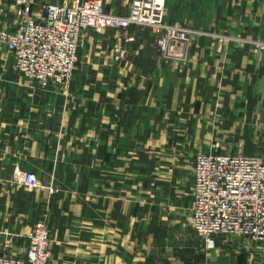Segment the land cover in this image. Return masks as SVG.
Returning <instances> with one entry per match:
<instances>
[{
	"label": "crops",
	"instance_id": "crops-1",
	"mask_svg": "<svg viewBox=\"0 0 264 264\" xmlns=\"http://www.w3.org/2000/svg\"><path fill=\"white\" fill-rule=\"evenodd\" d=\"M132 1L103 0L119 17ZM21 20L1 0L0 32ZM165 21L192 31L185 61L148 28L86 31L64 90L36 89L0 43V254L24 258L44 219L49 264H264V244L208 249L191 225L198 153L264 158V0H167Z\"/></svg>",
	"mask_w": 264,
	"mask_h": 264
},
{
	"label": "built area",
	"instance_id": "built-area-1",
	"mask_svg": "<svg viewBox=\"0 0 264 264\" xmlns=\"http://www.w3.org/2000/svg\"><path fill=\"white\" fill-rule=\"evenodd\" d=\"M166 2L133 0L127 16L119 17L106 11L103 0H75L44 6V17L36 20L35 0H16L22 23L16 31L0 33V41L12 54L17 73L42 87L71 83L86 31L115 29L128 35L132 26L148 28L166 60L185 61L192 31L166 23ZM120 58L121 53L115 61ZM14 181L31 191L43 188L33 173H18ZM193 194L192 229L208 249H215L221 237L264 244V158L198 153ZM51 243V230L42 219L25 257L0 254V264H49Z\"/></svg>",
	"mask_w": 264,
	"mask_h": 264
},
{
	"label": "rangeland",
	"instance_id": "rangeland-1",
	"mask_svg": "<svg viewBox=\"0 0 264 264\" xmlns=\"http://www.w3.org/2000/svg\"><path fill=\"white\" fill-rule=\"evenodd\" d=\"M3 32V31H2ZM2 32H0V33H2ZM13 32V31H12ZM0 43L5 47V45L0 41ZM7 48V47H6ZM158 48V47H157ZM8 50V49H7ZM9 51V50H8ZM75 71H76V69H75ZM75 71H74V73H75ZM34 87H36V89H39V90H42V91H44V90H49V89H54L55 87L54 86H52V85H50V86H48V87H42L41 85H39L38 83H31ZM71 84V83H70ZM69 84V85H70ZM69 85L67 86V87H64V88H60V87H57V89H62V90H64V89H67L68 87H69ZM202 153V152H201ZM203 154H205V153H203ZM19 173H24V172H19ZM18 174V173H17Z\"/></svg>",
	"mask_w": 264,
	"mask_h": 264
}]
</instances>
